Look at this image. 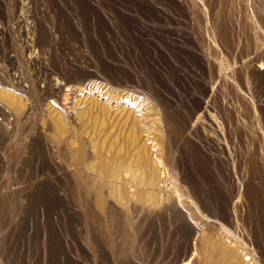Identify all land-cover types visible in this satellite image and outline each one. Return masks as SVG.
<instances>
[{"label":"rangeland","instance_id":"rangeland-1","mask_svg":"<svg viewBox=\"0 0 264 264\" xmlns=\"http://www.w3.org/2000/svg\"><path fill=\"white\" fill-rule=\"evenodd\" d=\"M45 34L49 39L43 45L40 35ZM38 57L46 70L53 60L62 67L83 66L87 60L98 67L99 62L116 75L129 72L134 83L117 88L99 75L88 82L95 88L81 83L82 89L69 96L68 111L63 108L68 114L62 125L53 114L18 112L13 104L12 95H25L12 90L11 83L22 79L27 86L35 74L46 78ZM259 63L264 66V0H0V102L9 107L4 124L10 133L0 145V264H121L118 248L126 249L129 264H146V245L153 264L185 259L176 261L184 241L176 230L180 222L162 224L152 207L140 208L134 225L123 221L130 234L131 226H138L133 235L109 222L108 208L117 194L109 187L98 194H107L112 204L105 202L92 213L102 222H92L99 237L87 245L84 205L95 191L89 179L71 175L55 200L49 192L36 191L39 184L61 183L59 177L41 180L53 174L47 147L53 144L64 154L83 145L96 156L95 163L109 167L110 176L127 177L122 167L129 165L135 182L140 179V193L148 187L141 152L152 150L149 155L162 161L184 194L186 218L197 234L218 235L256 259L264 246V76L255 69ZM30 97L35 106L37 98ZM23 114L26 122L18 123ZM166 116L170 126L163 121ZM71 164L78 161L72 158ZM182 176L193 178V186L182 183ZM205 247L201 253L208 259Z\"/></svg>","mask_w":264,"mask_h":264},{"label":"bare ground","instance_id":"bare-ground-1","mask_svg":"<svg viewBox=\"0 0 264 264\" xmlns=\"http://www.w3.org/2000/svg\"><path fill=\"white\" fill-rule=\"evenodd\" d=\"M178 9L181 15L187 18L188 15L180 4H178ZM48 39L49 38L47 34L40 35L39 43H42L44 45L48 42ZM35 47H37V50L35 51H40L41 54L44 52V50L41 48V45L35 44ZM35 59L41 64L42 71L46 75V78L44 80L40 79L35 74V78L32 79L31 82L28 80V83H30L27 86H25L27 83L25 85H22L24 82L22 79H17L18 81H16L15 84L11 83L12 90H16L17 92L19 91V93H23L25 95V97H18V95H12L11 97L14 100V103H12L18 106V112H20L22 109H28L30 111H35L37 109V111L43 110L49 115L53 114L55 116V121L62 125L65 123L66 116L68 114V112L66 114L62 113V111H64L63 108L65 107L68 111L67 102L69 101V96L71 94L76 93V89H82L81 83L85 84L86 88H95V84L91 85L88 82L89 80L92 81V79L98 78L97 75L102 78V81L117 88H119L120 86H123L125 88H131L134 83V79L129 74V72L122 70L119 74L116 75L112 69L104 66V64L99 62L98 67H96L93 63H90V61L88 60L87 62H83V66L67 65L66 67H62L53 60L50 65V69L46 70V66H43L40 57ZM255 69L259 74L264 76V74H262L264 72V66L261 63L257 64ZM15 74L17 73H14V75ZM15 78L16 76H14L13 79L15 80ZM23 88L26 90H23ZM30 93H33L34 99L37 98L35 106L33 105V98L30 97ZM26 96L32 102L26 99ZM61 96L64 97L63 104H59ZM113 97L114 96H111V98ZM42 102L45 108L42 106ZM30 105H33V107L29 109ZM71 106L73 107L74 105ZM199 106L200 105L197 104L198 108ZM7 110H9L7 104L4 105L0 102V114L3 117V119L0 118V145L4 144L10 138V133L7 131L8 128L6 127L8 124H4L5 118L9 117ZM9 115L13 116V114L10 112ZM26 119V115L23 114V117L16 118V121L18 123L21 122L22 124H24L26 122ZM10 121V124H13V122H15L14 118H12ZM163 121H165V123L170 126V120L168 116H166ZM169 129L170 133L176 134V131L173 126H171ZM41 131L44 135L42 128ZM47 147L51 156L50 161L53 164V172L51 171V173L53 174H51L52 176L50 174H45V178L41 177V180L53 179L54 181H56L58 179L57 177H59L61 179V183L56 184L54 182H50L51 185L48 186H42L41 184H39L38 187H36V191H44L46 193L49 192L55 200L64 192L62 189V182L65 183V181L71 175L77 178H88L90 185L95 188V191L91 193L90 197H87L84 205V211H86V213L84 212L86 219L85 224H88L84 229L85 240L86 242L88 241L87 245L88 243L92 242L96 236L99 237V227L92 224V222L100 224L102 222V219L97 218L92 213L96 212L97 209H103L105 202L106 204H109V206L113 203V208H111V210H109L108 208V214L106 217L107 220L113 223L116 228L121 229L125 235H133L132 233H137L138 226H131V229L129 231L133 230V232L130 234V232L128 233L127 231H124V229H127L124 220H127L128 222L133 224L134 220H136L135 218H137L140 208L144 209L147 206L152 207L150 209L151 212L160 214L159 217L157 214H151L149 215V217H158V220L162 224L164 223V220L166 221V219H171V221L174 220L176 222H180L178 223L179 225L176 230H179L180 233H182V238H184V241L178 247V255L176 257L177 262L178 260H182L185 258L182 261V264H249V262L251 261H253V263L256 262L257 264H264V246L261 250L257 251L258 256H256V259H252L247 253H244L243 255L240 254L241 251H244V249H241L240 251V247L235 246L232 243L223 241V239H218L219 237H216L218 235L215 236L214 233V236H205L204 234L200 233L197 234L198 232L196 231L195 227L192 226V224L188 221V215L184 211L183 205L185 204L184 200L182 201V192L180 193V189L177 188L174 183L170 181V178H168L167 173H165V166L163 165L162 161L154 160L149 155L152 150L148 151L145 149L141 152L143 164L145 167L142 173V177L144 179L146 178V180L148 179V187L144 191H142V193H140V188L137 189L138 187L136 184V182H138L140 179H138V181L136 180L135 182L136 176H134V174L132 173L131 167L129 165H125L122 167L124 174L128 175L127 177H114V175H109L110 169L108 166H103L101 164L95 163L96 156L92 154V152L86 150L83 145L80 146V148H78L77 150L70 151L67 154H64L59 148L56 147L55 144L48 145ZM72 158L78 161V164L74 165L73 167L71 164ZM2 162L3 158L0 157V164H2ZM146 165H148L149 167L148 170H145ZM150 168L153 170H151ZM161 170H163L165 173L163 176H161V174L159 173ZM225 172L227 171L225 170ZM114 178H116L117 182H112ZM146 180L144 181L146 182ZM181 180L182 183H185L189 186H193L195 181L193 178H187V176H182ZM31 185L32 187H27L30 190L35 184ZM141 185H143V183ZM103 187H109L116 191L117 194L116 197H114L115 202L113 201L112 203H110L106 201L108 200L107 194H98V192H101V189ZM141 190H143V188H141ZM109 211L111 212L109 213ZM189 216L192 217V220H195V217L192 213L189 214ZM123 221L125 225L122 224ZM202 244L206 245L205 251L210 254L208 259L202 256ZM148 247L146 245V247L143 248L144 252H147V254H145V256H147L145 257L144 262L146 264H153L154 259L150 255L151 252L149 254ZM152 249L157 252L155 247L152 246ZM126 253H128L126 252V249L123 250L122 248H118L117 262L121 261V264H129L128 259L126 258Z\"/></svg>","mask_w":264,"mask_h":264}]
</instances>
